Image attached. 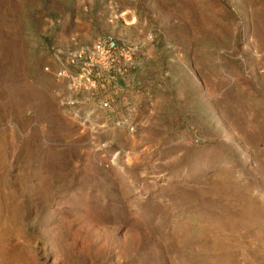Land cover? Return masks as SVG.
Wrapping results in <instances>:
<instances>
[{"label": "rangeland", "instance_id": "rangeland-1", "mask_svg": "<svg viewBox=\"0 0 264 264\" xmlns=\"http://www.w3.org/2000/svg\"><path fill=\"white\" fill-rule=\"evenodd\" d=\"M104 36L138 50L88 124L45 69ZM0 45L2 264H264V0H0Z\"/></svg>", "mask_w": 264, "mask_h": 264}, {"label": "built area", "instance_id": "built-area-1", "mask_svg": "<svg viewBox=\"0 0 264 264\" xmlns=\"http://www.w3.org/2000/svg\"><path fill=\"white\" fill-rule=\"evenodd\" d=\"M137 50L133 45L104 36L89 46L65 53L54 52L52 60L55 69L47 67L45 70L58 81L67 83L70 95L63 98L61 105L68 112L73 111L74 118L91 124L92 113L81 115L79 110H75L76 106L90 104L105 113L108 116L106 120L116 114L119 105L127 106L126 99H120L119 96L126 91L122 81L134 65ZM129 121L130 117L114 120L109 124L133 130L134 127Z\"/></svg>", "mask_w": 264, "mask_h": 264}, {"label": "bare ground", "instance_id": "bare-ground-1", "mask_svg": "<svg viewBox=\"0 0 264 264\" xmlns=\"http://www.w3.org/2000/svg\"><path fill=\"white\" fill-rule=\"evenodd\" d=\"M6 51L5 47L0 45V56L2 54H4ZM4 56V55H3ZM3 87V82L0 79V88ZM4 93V91L2 89H0V95H2ZM9 98L11 99L10 104H9V108H11V110H15L19 103V99H27L32 103H37L39 102V98L36 97L35 94H30V95H26V92L22 91L18 89V86H14L12 92L9 94ZM0 164H1V158H0ZM49 171H50V167H49ZM0 186H1V181H0ZM8 197L6 195H4L3 193H1L0 191V211L4 213L5 219L7 218H14L16 215V210H14L13 208V203L14 202H10L11 204H8L7 202ZM2 229L0 230V264L1 263V258L4 255V248H2Z\"/></svg>", "mask_w": 264, "mask_h": 264}]
</instances>
